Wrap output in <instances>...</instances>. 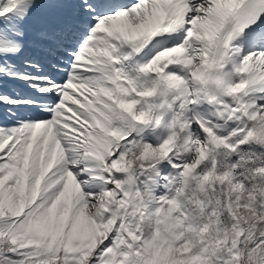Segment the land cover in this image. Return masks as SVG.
<instances>
[{
  "label": "snow or ice",
  "instance_id": "snow-or-ice-1",
  "mask_svg": "<svg viewBox=\"0 0 264 264\" xmlns=\"http://www.w3.org/2000/svg\"><path fill=\"white\" fill-rule=\"evenodd\" d=\"M0 264H264V0H0Z\"/></svg>",
  "mask_w": 264,
  "mask_h": 264
},
{
  "label": "rangeland",
  "instance_id": "rangeland-1",
  "mask_svg": "<svg viewBox=\"0 0 264 264\" xmlns=\"http://www.w3.org/2000/svg\"><path fill=\"white\" fill-rule=\"evenodd\" d=\"M226 223H230V222L226 221ZM257 235H258V233H257ZM249 246H251V245H249ZM240 247H241L242 249H244V248H245V245L242 243V244L240 245ZM221 255H222L224 258H227V253H226V252H222Z\"/></svg>",
  "mask_w": 264,
  "mask_h": 264
}]
</instances>
